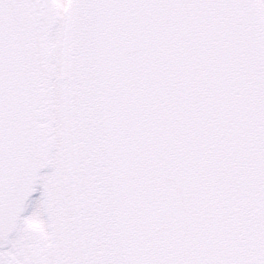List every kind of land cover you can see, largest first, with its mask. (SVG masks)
Wrapping results in <instances>:
<instances>
[{"label":"snow or ice","instance_id":"obj_1","mask_svg":"<svg viewBox=\"0 0 264 264\" xmlns=\"http://www.w3.org/2000/svg\"><path fill=\"white\" fill-rule=\"evenodd\" d=\"M0 264H264V0H0Z\"/></svg>","mask_w":264,"mask_h":264}]
</instances>
